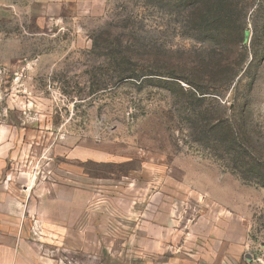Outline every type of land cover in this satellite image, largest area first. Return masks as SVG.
<instances>
[{"label": "rangeland", "instance_id": "1", "mask_svg": "<svg viewBox=\"0 0 264 264\" xmlns=\"http://www.w3.org/2000/svg\"><path fill=\"white\" fill-rule=\"evenodd\" d=\"M222 1L217 45L177 0H0V264H264V0Z\"/></svg>", "mask_w": 264, "mask_h": 264}, {"label": "trees", "instance_id": "2", "mask_svg": "<svg viewBox=\"0 0 264 264\" xmlns=\"http://www.w3.org/2000/svg\"><path fill=\"white\" fill-rule=\"evenodd\" d=\"M179 2L178 9H181L182 14L188 15L190 19L196 18L195 29L205 35H211L218 38L216 42L217 45L223 44L226 39L225 36L229 32L230 27L226 23L229 14L226 11V5L222 0H177ZM199 4L203 6L199 9L198 14L192 11L196 5ZM219 42V43H218ZM134 75L119 74L118 78L126 79L133 78ZM175 78V77H173ZM185 80L186 79H181ZM188 83V81H186ZM189 84V83H188ZM191 85V84H190ZM193 86V85H191ZM194 87V86H193ZM196 89V88H195ZM199 95L205 94L201 89H197Z\"/></svg>", "mask_w": 264, "mask_h": 264}]
</instances>
